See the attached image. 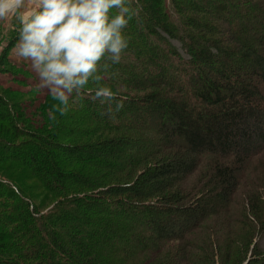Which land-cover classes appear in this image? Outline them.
I'll use <instances>...</instances> for the list:
<instances>
[{
  "label": "trees",
  "instance_id": "trees-1",
  "mask_svg": "<svg viewBox=\"0 0 264 264\" xmlns=\"http://www.w3.org/2000/svg\"><path fill=\"white\" fill-rule=\"evenodd\" d=\"M128 3L119 112L0 90V264H264V0Z\"/></svg>",
  "mask_w": 264,
  "mask_h": 264
},
{
  "label": "clouds",
  "instance_id": "clouds-1",
  "mask_svg": "<svg viewBox=\"0 0 264 264\" xmlns=\"http://www.w3.org/2000/svg\"><path fill=\"white\" fill-rule=\"evenodd\" d=\"M113 9L117 14L110 16ZM13 14L20 24L14 51L30 63L38 87L58 101L56 111L66 115L73 93L79 95L90 80L97 85L94 101L108 105L109 114L122 109V99L100 83L97 71L106 55L119 64L128 48L123 34L133 15L128 0H0V20Z\"/></svg>",
  "mask_w": 264,
  "mask_h": 264
},
{
  "label": "rangeland",
  "instance_id": "rangeland-1",
  "mask_svg": "<svg viewBox=\"0 0 264 264\" xmlns=\"http://www.w3.org/2000/svg\"><path fill=\"white\" fill-rule=\"evenodd\" d=\"M184 1H186V0H184ZM193 1H195V0H192V2ZM167 2L170 3L169 1H167ZM27 6L28 7H32V4L31 3H28ZM14 17H16L15 14L10 15L9 17H7L4 20H0V29H2V31H3L4 34L7 33L6 31H8V36H9L8 39L13 38L14 35H16V34L18 35L17 38L19 39V29L13 28L11 26V23H10L11 20ZM220 25H222V24H220ZM8 39L2 40V42H0V53L2 52V50L4 49V47L7 46ZM16 43H17V41L15 40L14 46H15ZM170 43L178 50V52L183 57H185L184 49L181 48V45L179 44L178 41L170 40ZM14 46H12V48ZM8 59L12 63H15L16 67H20L24 71L25 74L17 72L16 73L17 74V76H16L17 77L16 82H13V78L9 74H7V73L0 74V84H1V89L0 90H2V92L5 91L4 93H6V91H8V93H11L9 95H13V96L15 95V93H17V94L20 95V97L21 96H24V98H25L26 101L33 100V101L36 102V104H39L40 102H42L43 99L45 98V96L47 95V93H46V91L41 90L38 87L39 80H38V77H37L36 73L32 70V68L30 66V63L27 62V61L24 62L26 64H24L23 62H18L17 60L20 61V58L17 57L14 49L12 50L11 57L9 56ZM202 170L203 169L200 168V171L199 172H201ZM199 174L200 173H198L197 176H199ZM194 179H195L194 182L196 181L194 184H197V180L198 179L197 178H194ZM238 195H240V194H238ZM193 196L196 199V195H193ZM186 202H187V204H192V201L191 200H187ZM257 241H258L257 244L259 245V247L262 250H264V233H263V235L259 239H257Z\"/></svg>",
  "mask_w": 264,
  "mask_h": 264
},
{
  "label": "crops",
  "instance_id": "crops-1",
  "mask_svg": "<svg viewBox=\"0 0 264 264\" xmlns=\"http://www.w3.org/2000/svg\"><path fill=\"white\" fill-rule=\"evenodd\" d=\"M17 44V43H16ZM15 44V45H16ZM15 48V46L9 51V56L11 57V54H12V50ZM14 61V60H13ZM18 62H26V61H24V60H22V59H20V61L19 60H17ZM24 64H26V63H24Z\"/></svg>",
  "mask_w": 264,
  "mask_h": 264
}]
</instances>
